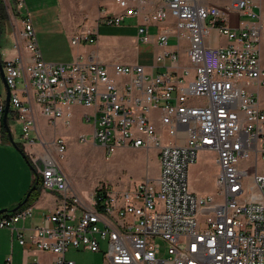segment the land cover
<instances>
[{
  "label": "built area",
  "instance_id": "1",
  "mask_svg": "<svg viewBox=\"0 0 264 264\" xmlns=\"http://www.w3.org/2000/svg\"><path fill=\"white\" fill-rule=\"evenodd\" d=\"M115 3L117 11L104 9L99 23L120 26L135 19L144 44L155 42L150 28L158 26L163 48L153 69L167 67L169 60L167 70L157 73L138 63L108 65L92 54H80L70 63L48 62L27 0L9 5V14L22 18L20 38L28 53L4 63L11 107L42 189L58 193L60 200L41 225H23L34 211L26 205L0 215V228L10 229L22 246L31 244L53 256L27 264H76L67 258L71 248L100 252L103 242L105 264H264V112L249 90L264 81L261 0ZM232 13L251 22L238 32L229 24ZM214 30L232 42L212 46ZM97 34L82 32L71 43H96ZM171 38L178 40L175 50L168 49ZM183 39L187 64H181ZM33 103L53 127L58 122L71 127L75 108H84L91 130L80 134L79 142L98 145L107 156L126 148L154 150L158 176L147 175L132 187L104 185L89 199L81 197L63 164L68 142L40 136ZM204 150L216 154V194L200 195L190 188L189 169ZM158 239L167 244L166 258ZM6 264H12V257Z\"/></svg>",
  "mask_w": 264,
  "mask_h": 264
},
{
  "label": "rangeland",
  "instance_id": "2",
  "mask_svg": "<svg viewBox=\"0 0 264 264\" xmlns=\"http://www.w3.org/2000/svg\"><path fill=\"white\" fill-rule=\"evenodd\" d=\"M114 6L118 9L115 2ZM104 9L113 11L111 5L107 3V0H59L60 17L74 36L82 32L93 31L98 26L100 22L99 18ZM34 14L35 19L39 22L38 25H40L37 28V36L44 56L46 55L49 58L54 57L60 60L58 62H63L75 48H72L69 42H65L62 34H55L53 36L47 34V29L50 26H56L58 24L52 20L54 13L51 12L49 15L40 16L37 11ZM109 26H102L100 34L102 38L112 37L115 44V39L119 40V38H124L128 40L134 39L136 36L137 29L133 19H128L119 27ZM186 43L187 41L183 39L181 42L182 48ZM174 44L177 45L178 40L171 38L169 45ZM122 49V46L117 47V51L124 54ZM113 50L110 49V52H106L107 55L113 54ZM151 53V45L141 44L140 62L148 63L152 55ZM19 86H21L20 83ZM11 110H13L12 107ZM80 113L81 109L76 108L72 126L69 128L64 127L61 122H58L53 127L45 119L40 121V125L45 132L44 134L54 135L56 133V136H61L68 142V150L63 164L73 180L74 191L80 194L81 197L89 199L91 193L96 188L104 185H116L123 188L132 187L144 180L147 175L152 178L158 176L159 163L157 152L154 150L146 152L144 150L126 148L119 150L112 156H107L103 148L91 143L79 142V132H90L88 127L81 130L80 123L77 120L78 116L76 117ZM10 125L16 143H23L22 124L16 119H10ZM20 148L23 149L21 146ZM19 155V162L14 163L17 172L22 170L21 172L25 177H35L36 172L32 165L21 153ZM261 167H263V164ZM217 173L216 154L212 151H201L198 155L197 162L189 169L191 190L200 195H206L208 193L216 194ZM22 174H19L20 178ZM78 214H82L81 209H78ZM158 242L161 243L162 247L161 257L166 258L167 244L161 239H158ZM106 252L107 244L103 242L102 251L100 252H93L83 248H71L67 252V258L76 261V264H105L107 263Z\"/></svg>",
  "mask_w": 264,
  "mask_h": 264
},
{
  "label": "crops",
  "instance_id": "3",
  "mask_svg": "<svg viewBox=\"0 0 264 264\" xmlns=\"http://www.w3.org/2000/svg\"><path fill=\"white\" fill-rule=\"evenodd\" d=\"M8 3L6 0H0V24H1V35H0V53L2 57L3 63L8 60H12L16 58L18 55H22L23 57L27 56V51L24 47V42L20 38V31L23 28V22L21 16H12L9 14V5L12 6L13 0H9ZM115 0H107V3L111 5V9L114 12L117 11L114 6ZM262 10H261V20L263 24V32L260 43L261 48V58L264 62V0H261ZM27 5L29 11L31 13L34 26L36 28L40 27L39 22L35 19L34 12H39V15H49V13L53 12V19L56 26H50L47 29V34L53 36L55 34H62L65 38V42H69L72 48L75 50L71 51L69 56H67L63 62L54 57L44 56L43 58L48 62L55 63H70L72 62L78 55H94V57L108 65H112L116 62H121L125 64H141L148 67V69L153 72H164L167 70V67L170 65V61H166V66L160 65L153 69L155 66V61L157 55L161 52L162 46L159 44L156 33L158 31V26L153 25L150 28V32L154 35V43L148 44L152 47V55L150 56V61L148 63L140 62V46L141 43L138 36V31L136 32V36L134 39H124L119 38V40L115 39L116 44L113 41L112 37H101L100 30L102 26H109L104 24H98L95 31L98 32L97 37L98 41L93 44H81V45H72L71 41L73 38V33L70 29H68L60 17L59 11V0H27ZM259 10V9H258ZM110 11V10H109ZM132 20V19H131ZM134 25L136 26V21L133 19ZM251 22V19L243 16L239 13H232L229 24L236 31L240 32L242 28L248 25ZM123 25V24H122ZM120 25V26H122ZM164 26V25H161ZM110 27V26H109ZM119 27V26H117ZM153 31V33H152ZM59 32V33H58ZM38 34V33H37ZM232 42L227 36L222 35L219 31H213V37L209 40V43L212 46H227ZM122 46V52L125 54H121L117 51V47ZM186 45L181 47V64H187L188 58L185 54ZM177 45H169V50H175ZM110 49H114L113 54H108L106 52H110ZM42 51V50H41ZM183 70L178 69L179 74L182 73ZM249 90L254 94L256 99L258 100L259 108L264 112V81L254 83L249 86ZM6 99V88L3 83V79L0 74V134H1V142H0V209L4 208H13L17 206L19 202H21L28 191L31 189L34 184L35 177H25L22 174V170L17 172L14 167L15 162H19V151L13 146L11 141L9 140L8 134L6 133L3 126V116L4 113L1 112V105L5 102ZM25 99V97H24ZM81 109V113L76 115L78 122L80 123L81 130L85 127H88L91 130V125L87 124L83 119L82 112L84 108L77 107ZM76 109V108H75ZM32 110L35 115V119L37 121L38 129L40 135L43 138L51 139L56 136L54 135H46L44 134V130L40 125V121L45 119L39 110V106L35 103L32 104ZM10 119L15 120L14 112L10 109L8 116V123L10 125ZM46 120V119H45ZM20 123V122H19ZM21 124V123H20ZM11 128V125H10ZM12 130V128H11ZM85 133L83 131L79 132V135ZM34 134L36 132L34 131ZM53 136V137H52ZM74 136V134H73ZM19 144V143H18ZM13 146V147H12ZM19 146L22 147L21 144ZM98 146V145H96ZM19 152V153H18ZM29 160V159H28ZM263 164V167L261 165ZM32 165V164H31ZM33 167V166H32ZM34 169V168H33ZM260 171L264 172V162L260 163ZM19 174H22V177H19ZM212 194V193H208ZM207 195V194H206ZM60 195L53 191H46L41 189L39 197L31 204L33 206V216L28 218L24 222V226L26 228L35 227L37 225H41L44 222L45 216L49 215L59 204ZM8 257H12V264H27L29 260H33L35 258L40 259L43 262L50 261L52 259V255L48 253H44L42 251H38L34 248L33 245L28 244V246H22L17 236L7 228H0V264H6V259Z\"/></svg>",
  "mask_w": 264,
  "mask_h": 264
},
{
  "label": "water",
  "instance_id": "4",
  "mask_svg": "<svg viewBox=\"0 0 264 264\" xmlns=\"http://www.w3.org/2000/svg\"><path fill=\"white\" fill-rule=\"evenodd\" d=\"M0 35H1V24H0ZM0 74H1V77L3 79V83L5 85V88H6L5 112H4V116H3V126H4L6 133L8 134L9 140L11 141L13 146L26 158L25 152L20 148L19 144L16 143V141L14 140L12 130H11L10 125L8 123V116H9V112L11 109V93L12 92H11V88L8 85L7 80H6L4 63L2 61L1 53H0ZM36 175L38 178L40 177V175H38V174H36ZM39 183H40V181L38 180L36 182V184L28 191V193L25 196V198L23 199V201L19 202L16 207L0 209V215H2L4 213L16 212L19 209H21L22 207H24L26 204H28L33 191L37 188Z\"/></svg>",
  "mask_w": 264,
  "mask_h": 264
},
{
  "label": "trees",
  "instance_id": "5",
  "mask_svg": "<svg viewBox=\"0 0 264 264\" xmlns=\"http://www.w3.org/2000/svg\"><path fill=\"white\" fill-rule=\"evenodd\" d=\"M23 150V149H22ZM26 159H27V161L29 162V160H28V156L26 155ZM40 181V183H39V185L37 186V188L33 191V193H32V195H31V198H30V200H29V203L28 204H26V205H31L38 197H39V195H40V192H41V187H42V180H41V177H37V175H36V177H35V181H34V184L32 185V187L36 184V182L37 181ZM31 187V188H32ZM23 201V200H22ZM25 205V206H26ZM16 207V206H15ZM14 208V207H13Z\"/></svg>",
  "mask_w": 264,
  "mask_h": 264
}]
</instances>
